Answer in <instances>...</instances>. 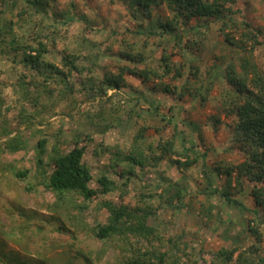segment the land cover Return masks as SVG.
Here are the masks:
<instances>
[{
    "label": "rangeland",
    "instance_id": "374dc122",
    "mask_svg": "<svg viewBox=\"0 0 264 264\" xmlns=\"http://www.w3.org/2000/svg\"><path fill=\"white\" fill-rule=\"evenodd\" d=\"M44 1L45 8L43 5H37L36 8L25 0H0V4L4 16L13 20L15 28L27 41H32L35 35L50 41L55 39V47L62 49V52L86 56L85 66L90 67L84 68L83 76H92L93 79H101L104 73L114 71L115 66L124 63L117 55L122 38L128 37L141 45L149 38L146 31L157 26L156 16L160 15L163 19L169 17V11L165 7H156L151 18L147 17L145 24L140 26L146 31L130 35L125 32V25L130 24L127 10L120 1ZM237 7L240 9L239 18L243 16L251 22L252 28L264 40V0H238ZM215 26L216 23H213L199 29L200 31L188 29L185 36L197 37L198 46L193 47V52L190 51L192 54L184 49H172V52L177 53L173 59L179 60L183 57L187 62L186 70L190 64L187 56H192L194 64L203 68L213 63L215 52L218 55H231L237 62L241 56L239 49L227 48L217 34ZM204 32L209 34L208 37L202 36ZM166 39L159 46L156 42L152 44L153 53L149 58L152 64L162 65L160 57L168 36ZM172 43L174 41L169 45ZM8 50L9 46H0V241L3 248L7 252H17L30 261L47 260L49 264H121L118 252L93 236L96 224L107 218V210L92 202H89L88 207H81L83 201L78 197L69 196L64 203L58 200L55 193L40 183V178L35 176L36 174L40 177V174L36 173L34 153L37 141L42 137L49 139V151L55 142L66 151L74 146L77 138L84 137L80 144L87 146L86 162L93 171L94 179L105 174L102 168L107 169L106 171L112 168L111 161L115 159V153L122 157L130 154L136 121L129 119L126 113L136 103V98L145 96L144 94L150 96L146 85L130 79L128 81L131 87L127 86L121 90L107 89L108 95H98L96 92L90 93L81 89V85L77 84L80 78L70 76L69 85L74 78L76 80L72 93H65L61 97L60 93L55 92L53 103L44 105V99H41L39 104H35L30 97L29 100L25 97L19 87L17 77L21 67L12 62L13 56ZM97 50L101 54H98ZM55 56V64L68 73V68H65L59 59L60 55ZM253 59L263 69L264 46L253 53ZM130 65L145 67L144 63L133 62ZM212 73L209 81H213L216 88L211 91L205 102H202L200 97L187 95L171 112L167 109L171 102L164 99L159 114L149 110L145 102L135 105V108L143 109L149 118L148 132L152 135L149 140L154 143L161 134L162 137L168 138L175 132L176 150L183 152V145L186 144L192 148L189 151L192 158L205 153V160L210 167L227 163L237 164L243 160V156L230 141V131L224 125L214 131L210 121L211 116L215 114H221V118L227 122L233 119L225 113H220V101L217 97V92L226 86V80L223 78L225 62H215ZM42 81L43 78L39 76L32 84H41ZM48 82L54 90L63 88L58 79L51 78ZM102 111L103 114H100ZM93 114L102 116L92 119L90 116ZM170 122L171 128L164 130ZM6 127L12 129L13 134L16 131L21 132L27 143L26 149L15 153L7 149L4 134ZM109 146L113 147L107 149ZM145 153L150 157L155 156L151 150L145 149ZM176 159L181 162L185 160L171 154L154 165L149 158L146 160V167L136 168L137 175L126 188L127 194L121 197L116 191L108 198L132 205H144L147 201H153L156 206L161 205L162 216H165L162 217L161 225L166 232L180 233L182 228H186L189 236L197 239L194 242L205 244L207 249L217 250L222 246L248 247L252 238L246 231V221L252 215L246 214L242 208L233 204L223 201L219 203L216 197L208 199V187L205 185L207 178L201 169V163H198L201 161L184 167L179 165ZM120 164L119 168L126 170L125 162ZM21 169L29 170L25 182L17 180L14 176V171ZM27 181L32 183L31 189L26 188ZM115 181L122 191L125 187L122 181ZM177 183L183 188L184 204H179L183 207L180 211L169 209L168 200L164 199L171 192H176ZM251 189L252 183L245 180L243 190H233V195L238 201L249 205L252 203ZM218 198L223 199L219 195ZM196 203L208 206L204 220L197 221V218L191 216L197 213ZM40 225L45 226L41 229ZM57 226H62L63 231H59ZM262 232L264 236V225ZM262 245L264 255V239ZM40 251L44 255L39 253ZM206 257L209 258V255L206 254ZM205 261L201 263L208 264Z\"/></svg>",
    "mask_w": 264,
    "mask_h": 264
},
{
    "label": "trees",
    "instance_id": "16d2710c",
    "mask_svg": "<svg viewBox=\"0 0 264 264\" xmlns=\"http://www.w3.org/2000/svg\"><path fill=\"white\" fill-rule=\"evenodd\" d=\"M25 1L35 7L37 5L46 7L44 0ZM111 1H120L125 5L130 23L125 25V32L130 35L146 31L140 26L145 24L147 17L151 18L152 11L156 7H165L169 11V17L163 19L160 15L156 16L157 26L146 31L149 38L141 45L128 37L122 38L117 55L124 63L115 66L114 71L104 73L101 79L83 76L84 68L89 69L90 67V65L85 66L86 56L62 52V49L59 50L55 47V39L50 41L35 35L36 37L32 41H27L25 36L15 28L13 20L4 16V10L0 4V46H9L8 51L13 56L12 62L21 67L17 77L18 85L23 90L25 97L27 99L30 97L35 104H39L41 99H44V105L53 103L55 92L60 93L61 97L65 93H72L76 77L80 78L77 84L81 85V89L90 93L96 92L98 95H108L107 89L121 90L127 86L131 87L132 85L128 81L130 79L138 81L139 84H145L150 95L148 97L144 94L145 96L136 98V103L126 113L129 119L136 121V132L130 154L122 157L115 153V159L111 161L112 168L108 171L102 168L105 174L94 179L93 171L86 162L87 146L80 144L84 137L77 138L74 141V146L66 151L61 148L58 142H55L49 151V139L42 137L37 141L34 153L36 173H39L40 177L34 173L35 176L40 178L41 182L40 180L39 182L52 190L62 203L69 196L78 197L83 201L81 207H88L89 202H92L98 203L101 208L107 210V218L96 224L93 236L106 245H110L112 250H116L121 264H202L201 262L205 260L208 264H264L262 252L264 239L262 232V225H264V67L262 69L253 59V53L259 47L264 46V40L252 28L251 22L243 16L239 18L238 0ZM213 23H216L215 30L222 43L227 48L239 49L241 56L236 62L235 57L231 55L230 57L225 54L218 55L215 52L212 57L213 63L207 64L204 68L195 65L192 56H187L190 64L186 70L187 62L182 59L183 57L174 60L173 56H177V53L172 52V49L178 48L190 52L193 47L198 46L199 41L197 37H186L185 32L188 29L200 31L199 29H204ZM8 35H10V40H8ZM208 35L205 32L202 33L203 37H208ZM167 36L168 41L160 57L162 65L152 64V60L149 59L153 53L152 44L156 42L158 46L161 45L167 40ZM152 37L157 39H152ZM171 41L174 43L169 45ZM250 41L252 42L248 46ZM97 52L100 53L99 50ZM56 54L60 55L59 59L65 68H68V73L64 68L55 64ZM219 60L225 62L223 78L226 80V86L217 92L220 113H225L227 117H233V119L231 122H227L221 118V114H215L211 116L210 121L214 131L221 125L230 131V141L242 153L243 160L237 164L227 163L210 167L205 160V153H200L192 158L189 154L192 148L186 144L183 145V152L176 150L175 138L177 135L175 132L168 138L162 137L161 134L155 143L149 140V137L152 136L148 132L149 118L143 109L135 107L137 104L145 102L148 104L149 110L159 114L163 99L171 102L167 107L168 112L178 107L181 100L187 95L193 98L200 97L201 101L205 102L211 91L216 88L215 83L209 81V77L215 62ZM133 62L144 63L145 67L139 68L130 65ZM39 76L43 78L41 84H32ZM70 76L75 77V82L73 80L71 85L68 82ZM51 78L58 79L63 88L58 91L52 89L48 82ZM168 79L170 81H167ZM1 112L2 101L0 98V114ZM100 114H103V111ZM100 114H93L90 118L101 117ZM170 125L171 122L164 130L170 129ZM13 133L12 129L5 128L7 149L14 153L26 149L27 143L21 132ZM144 146H146L145 149L153 151L155 156H147ZM111 147L113 146H109L107 149ZM171 154L183 157L184 162L178 159L176 162L184 167L195 165L201 161L198 163H201V169L207 178L205 185L208 187V189L206 188L208 199L216 197L219 203L223 201L233 204L242 208L246 214L252 215L246 221V231L252 238L248 247L222 246L217 250L207 249L205 244L203 246L201 243L194 242L197 239L189 236L186 228H182L180 233L166 232L161 225L162 217H165L162 216L161 205L156 206L153 201H147L144 205H132L108 198L111 193L116 191L121 197L127 194L128 189L126 188H128L131 179L137 175L136 168L146 167V160L151 158L153 164L157 165L163 158ZM120 162H125V166H123L126 167V170L119 168ZM28 174V169L14 171L15 178L24 182L28 178ZM115 179L121 180L125 186L122 191ZM244 179L252 183L250 191L252 203L249 205L238 201L233 195V190H243ZM26 183V188L31 189L30 184L32 183L28 181ZM176 185V192H171L164 199L168 200L167 207L169 209L180 211L183 208L180 205L184 204L183 188L178 183ZM218 195L223 199L218 198ZM207 208L206 204L196 203L197 213L191 215L192 218H197V221L204 220ZM44 226L40 225L39 228L42 229ZM56 228L59 231L64 229L62 226ZM42 254L44 255V253ZM206 254L209 255V258H205ZM0 264L49 263L47 260L46 262L42 260L30 261L17 252H7L0 241Z\"/></svg>",
    "mask_w": 264,
    "mask_h": 264
}]
</instances>
